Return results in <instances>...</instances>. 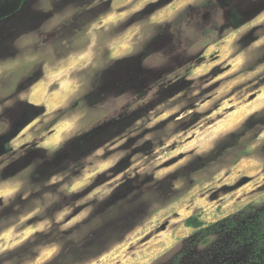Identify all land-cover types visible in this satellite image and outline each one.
<instances>
[{
    "label": "rangeland",
    "instance_id": "1",
    "mask_svg": "<svg viewBox=\"0 0 264 264\" xmlns=\"http://www.w3.org/2000/svg\"><path fill=\"white\" fill-rule=\"evenodd\" d=\"M263 203L264 0H0V264H246L185 222Z\"/></svg>",
    "mask_w": 264,
    "mask_h": 264
},
{
    "label": "trees",
    "instance_id": "2",
    "mask_svg": "<svg viewBox=\"0 0 264 264\" xmlns=\"http://www.w3.org/2000/svg\"><path fill=\"white\" fill-rule=\"evenodd\" d=\"M219 223L202 228L195 218H188L185 222L187 227L197 229L198 234H207L212 227L215 231L235 234L230 245L233 248L246 246L251 250L246 264H264V203L248 205Z\"/></svg>",
    "mask_w": 264,
    "mask_h": 264
}]
</instances>
